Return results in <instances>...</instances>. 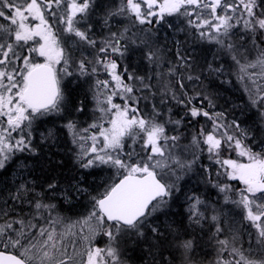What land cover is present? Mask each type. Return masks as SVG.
<instances>
[{"label":"trees","instance_id":"obj_1","mask_svg":"<svg viewBox=\"0 0 264 264\" xmlns=\"http://www.w3.org/2000/svg\"><path fill=\"white\" fill-rule=\"evenodd\" d=\"M26 1L0 0V26L5 28L1 33L8 35L6 47L15 44L25 23L51 21L54 26L57 17L60 26L65 23L64 32L66 29L69 38L80 48L88 49L89 58L76 60L70 68L78 79L74 77V82L60 92L55 117L34 121L32 125L33 119H29L23 126L31 129L30 133L20 125L15 131H7L8 149L0 152V251L14 253L29 264L32 263L22 249L31 250L32 256L40 251L43 259L54 260L52 264H81L94 255L102 258L98 264H115L106 254L109 239L103 234L113 224L98 215L96 203L118 179L137 175L128 169L137 162L158 158L164 166L154 171L159 175L170 170L177 177L184 170L182 161L188 166L193 163L191 167L199 175L203 174L202 165L210 163L209 177L213 180L229 173V164L238 168L230 172L237 177L241 175L240 162L241 168L264 169V152L241 144L228 130V117L241 115L240 110L221 107L228 98L216 99L209 93L217 82L213 72L204 71L216 46L208 41L225 35L231 28L248 25L250 38L264 50V20L259 18L256 0H30L23 11L22 3ZM176 17L184 20L183 29L177 27ZM188 34L198 36L203 45H190L189 40L180 49L181 40L185 42ZM63 37L60 30L53 31L56 43L48 46L46 37V49L64 55ZM39 42L37 46L25 43L21 50L18 47V54L13 55L20 58L17 63L22 56L42 49L43 41ZM196 58L199 60L194 64ZM182 61L193 68L181 66ZM180 78L186 91L178 83ZM193 83L200 86L197 92L190 88ZM216 92L236 97L223 88ZM259 92L264 93V82L259 85ZM256 97L258 111H246L244 116L259 124L257 116L264 115V95ZM120 117L125 127L108 143L113 123ZM38 127L45 131L54 128L57 133L46 136L43 142L41 138L36 141L31 132L40 130ZM210 137L219 140L217 148L198 147L199 161L194 154L187 163L173 150L192 142L206 143L204 139ZM131 138L133 150L128 147ZM238 185L234 183L233 189L239 191ZM74 186L75 190L76 186L81 189L74 193ZM246 193L236 197L251 207L256 222L264 224V191ZM167 196L153 206L170 204L172 200ZM175 203L176 200L170 206ZM181 209H163L171 218L168 226L173 233L166 230L154 242L148 241L149 249L160 251L161 256L155 259L161 260L159 264H248L227 250L213 251L220 245L214 241L220 237L216 231L210 241L205 240L206 235L198 239L191 232L183 233L187 221L180 215ZM89 212L100 218L101 222L97 217L104 229L97 231L91 222L88 224ZM50 215L62 217L60 230L50 231ZM66 227L69 230L65 232ZM49 233L53 236L52 246L47 248ZM148 242H135L129 250L134 264H143L149 256L148 251L142 250ZM195 244L197 250L193 248ZM193 251L200 252L196 256ZM58 255L61 259L55 262Z\"/></svg>","mask_w":264,"mask_h":264},{"label":"rangeland","instance_id":"obj_2","mask_svg":"<svg viewBox=\"0 0 264 264\" xmlns=\"http://www.w3.org/2000/svg\"><path fill=\"white\" fill-rule=\"evenodd\" d=\"M29 1L30 0H27L26 4H24V2L22 3V6H25L24 8L22 7L23 11H26ZM256 1L260 8L259 18L264 20V0ZM244 3L248 5L246 2ZM76 10H78V8ZM46 22L47 23L39 21L38 23H33L29 21L25 23L21 31L22 34H18L15 37L17 40L15 44H8L7 47L5 42L8 40V35L7 33H1L5 31V28L0 26V152L2 150L7 151L8 149L5 147L8 138L7 131H15L19 128V125L22 127L29 119H33L32 122H30L32 125L34 121L53 118L55 117V112H57L60 107L59 100L55 110L53 109L47 113L37 112L34 113V115L30 113L31 110L22 97V92L25 88V78L29 70L40 63H45L54 67L58 73L60 90L64 91L66 86H70L75 79H78L76 78L78 76H74L73 71L70 69L73 63L76 60L89 58L88 49L83 47L80 48L72 38H69L70 36L66 34V29L64 32L65 23H62L63 25L60 26L57 17H54V26L53 22ZM176 24H178L177 27L179 26L181 28L185 25L184 20L178 17H176ZM78 27H80V25ZM59 30L64 36L63 40L66 45L64 55H61L60 51L47 50L45 47L48 41V46L54 43L53 31ZM249 30L248 25L244 24L242 27L229 29L223 36H214L211 41H208L209 45L216 44V46L213 48V58L208 61L204 71L205 74L209 71L214 73L213 79L217 82V87L220 89L223 88V91L227 90L228 92H233L234 95H236L234 98L230 94L228 97L224 96L225 94L217 95L218 93L216 90H219L217 87L211 89L212 92L211 90L209 91L216 99L228 98L225 103L221 102L224 103L220 104L222 108H224L223 106H227L229 111L235 108L240 110L241 115L236 114L234 117H228V130L231 131L234 138L241 144L244 143L249 146H255L258 150L264 152V115L257 116L259 124H254V122L247 119L246 115L244 116L246 111H250V113L258 111L257 106L259 100L256 96L261 98V96L264 95V93L259 92V85L264 82V50L259 49L258 46L254 44L253 40L250 38L251 32ZM180 31L181 29L177 32ZM17 37H19V40ZM46 37H48V41ZM192 37L193 35L191 34L186 35L185 42L181 40L179 48L184 49V44H187L189 40L190 45H203L204 41L198 36L194 35V37ZM39 40L43 41V43H41L42 49H38L39 51L37 52L34 51L33 55L27 54L22 56L20 63H17L20 58H14L13 56L18 54L17 48L19 47V50H21L22 45L25 43H34L33 46H37L40 43ZM57 53L60 56H58ZM198 60L199 59L196 58L194 64H196ZM13 62L17 64L15 65ZM180 65H184L190 69L193 68L192 65L188 66L184 61L180 62ZM262 78L263 82L260 81ZM178 83L181 89L186 91L182 78L179 79ZM199 87L198 83H193L190 86V88L196 92ZM175 96L180 97L179 95ZM261 103L264 104V99L261 100ZM218 109L219 107L216 106L215 110ZM122 119L123 118L120 117L116 123H113L110 131L111 138H108V143L115 140L120 135L121 128L123 129L125 127ZM49 127L50 126H47L46 129H49ZM38 128L40 129V127ZM24 130L29 133L31 131L27 126ZM45 130L41 128L31 133L32 135L34 134L35 139L37 137L38 140L36 141H39L41 138V142L45 140L46 136L50 138L53 133H57L54 128L53 131ZM129 141H132V143H128V147H131L130 150H133V138ZM204 141L206 143L197 141L179 148L173 147V150L176 151L180 160H185L187 163L191 161V157L194 154H196L194 159L196 158V161H199L197 155L198 147H201V145H209L217 148L216 145L219 140L216 137H210V140L205 138ZM192 164L188 166L182 161L184 170L181 172L180 177H177L178 174L170 170H164L159 173V178L169 189V194L166 199L171 198V203L176 200L173 206H170L171 203L168 205L165 203L156 204L142 221L130 228L115 224L107 226V230L103 233L105 237L109 239L105 246L106 254L110 256L112 260H115L113 261L115 264H134L130 257L129 250L134 248L135 242H154V239L157 238L158 235H163L166 230L170 231L171 234L173 233V230L168 226L171 218L165 215L166 213L163 210L170 209L171 207L174 210H177L178 207L182 208L180 215L187 221V224L183 227V233L189 235L191 232L193 234L192 236L198 239L206 235L207 238L205 240L207 241L208 239L210 241L212 234L216 231V235L220 237L214 241L220 243V245H218L216 249L212 248L215 253H223V251L227 250L235 254L236 257L238 256L245 260L248 264H264V224L256 222V217L251 207H249L246 201L241 197L240 199L236 197L238 194L245 196V193L248 191L250 194L257 191H264V169H258L253 166H242L241 168L240 162L238 167H240L241 175L237 177V175L230 172L238 168L229 164L231 171L229 170V173L225 176L213 180L209 177L210 166L212 164L202 165L201 169L203 174L201 175H199L200 173L198 171L193 170L191 167ZM159 166L162 167L164 164L161 163L158 158L147 157L143 159V161L137 162L134 167L132 166L128 169L131 172L143 174L149 170L159 168ZM215 174L219 175V170H216ZM116 176L118 177L117 171H115V177ZM234 183L239 184V191L233 189ZM77 187L78 186H76L75 190L74 186V193L81 189H77ZM62 197L65 201H68L67 197ZM94 215L95 214L91 212L86 215V217H88V224L91 222L97 231L101 228L104 229L100 225V218ZM60 217L52 215L48 217L49 226H51L50 231L55 232L61 229L60 225H62L64 220ZM36 219L39 221L42 220L41 217H36ZM63 230L66 232L69 229L66 227L63 228ZM92 235L93 233L91 236ZM50 237L51 233L47 235V248L52 246L50 245ZM145 245L146 246L142 247V250L145 252L148 251L149 256L143 264H159L161 260L156 261L155 259L161 256L160 251L149 249V242L145 243ZM223 247L226 249L223 250ZM193 248L197 250L196 244ZM197 252L199 253L200 251ZM22 253L32 264L54 263V260L48 261L47 259H43L40 251L37 255L33 256L31 255V250L30 252H25L22 249ZM192 253L194 255L196 254V256L198 255V253L194 251ZM182 254L187 255L188 253L186 254L185 251H182ZM96 257L95 255L89 257L87 262L84 261L81 264H98L101 262L102 258L97 257L98 259L100 258L97 260ZM57 259L58 260H55V262H58L61 256L58 255Z\"/></svg>","mask_w":264,"mask_h":264},{"label":"water","instance_id":"obj_3","mask_svg":"<svg viewBox=\"0 0 264 264\" xmlns=\"http://www.w3.org/2000/svg\"><path fill=\"white\" fill-rule=\"evenodd\" d=\"M55 71L48 65L33 68L26 78L23 96L35 110L50 108L58 97ZM167 187L154 171L120 178L97 202L99 212L109 223L130 227L141 220L150 206L166 196ZM0 264H27L17 255L0 251Z\"/></svg>","mask_w":264,"mask_h":264},{"label":"flooded vegetation","instance_id":"obj_4","mask_svg":"<svg viewBox=\"0 0 264 264\" xmlns=\"http://www.w3.org/2000/svg\"><path fill=\"white\" fill-rule=\"evenodd\" d=\"M44 30V29H43ZM48 39V38H47Z\"/></svg>","mask_w":264,"mask_h":264}]
</instances>
